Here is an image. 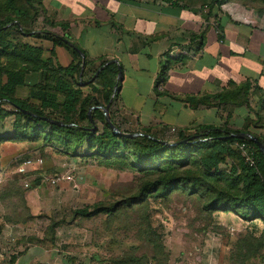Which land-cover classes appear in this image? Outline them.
<instances>
[{"label": "trees", "instance_id": "1", "mask_svg": "<svg viewBox=\"0 0 264 264\" xmlns=\"http://www.w3.org/2000/svg\"><path fill=\"white\" fill-rule=\"evenodd\" d=\"M163 2L172 6L182 3L181 0ZM210 2L202 9L207 10L206 18L213 16L215 9L232 2L246 9L254 7L257 16L264 18V0ZM39 16L49 29L36 32L35 23ZM73 26L74 23L46 19L39 0H0V121L14 117L13 138L41 140L65 155L91 159L99 166L129 168L140 176L132 195L108 204L78 209L73 212V218L89 219L102 214L113 217L119 211L147 205L150 200H166L171 193L178 191L200 199L208 214H234L245 222L264 225V156L251 141L229 138L231 134L252 135L264 146V104L255 113V120H248L244 128L208 127L202 139L190 143L168 146L146 137L115 135L105 121L102 108L109 102L114 86H120V81H116L118 67L108 64L91 82L96 71L107 61H101L86 78L88 62L85 60L80 80L82 62L79 52H83L67 37ZM20 37L45 39L54 46H63L71 53L73 62L62 68L51 60L43 61L42 49L19 42ZM167 69L161 73L162 81ZM34 73L43 74L42 82L30 87L28 99L17 98V88L27 86V76ZM249 90L250 84L245 83L237 87L235 93L225 92L207 98L243 104L247 103ZM117 95L118 90L109 115L112 123L121 130L111 109ZM185 101L197 106L203 99L188 97ZM5 106L9 110L4 109ZM93 107L90 121L88 112ZM43 118L62 125L50 124ZM22 120L27 123L23 125ZM250 126L263 130V133L248 131ZM185 139L179 135L174 142ZM240 144H246L254 152L253 167L245 165L236 147ZM14 261L15 257L11 264Z\"/></svg>", "mask_w": 264, "mask_h": 264}, {"label": "crops", "instance_id": "2", "mask_svg": "<svg viewBox=\"0 0 264 264\" xmlns=\"http://www.w3.org/2000/svg\"><path fill=\"white\" fill-rule=\"evenodd\" d=\"M39 1L46 19L74 23L67 37L85 55L86 78L101 61L118 62L122 77L115 104L126 112L122 126L133 124L127 132L169 142L179 135L202 139L208 127L244 128L264 104V18L251 10L229 3L206 18L203 10L163 0ZM44 29L49 28L39 16L35 30ZM22 38L19 42L42 49L43 61L62 68L73 62L63 46ZM42 80L41 73L29 74L16 97L28 99L30 87ZM245 83L247 103L207 98L235 93ZM188 97L203 102L194 106ZM112 115L115 120L113 110ZM248 131L263 133L252 126Z\"/></svg>", "mask_w": 264, "mask_h": 264}, {"label": "rangeland", "instance_id": "3", "mask_svg": "<svg viewBox=\"0 0 264 264\" xmlns=\"http://www.w3.org/2000/svg\"><path fill=\"white\" fill-rule=\"evenodd\" d=\"M181 2L198 10L211 3ZM13 121H0V264H264L262 223L208 214L178 191L113 217L74 219L78 209L132 195L140 176L13 138Z\"/></svg>", "mask_w": 264, "mask_h": 264}, {"label": "water", "instance_id": "4", "mask_svg": "<svg viewBox=\"0 0 264 264\" xmlns=\"http://www.w3.org/2000/svg\"><path fill=\"white\" fill-rule=\"evenodd\" d=\"M79 55H80V58H81V62H82V66H81V69H80V73H79V79L81 80L82 79V75H83V71H84V68H85V56L83 55V53L79 52ZM115 64L117 67H118V74H117V78H116V81L117 83L121 80V77H122V73H121V69L119 67V64L117 61H110V62H107L105 64H103L97 71L96 73L94 74V76L92 77V79L90 80L91 82L95 79V77L98 75V73L105 67L107 66L108 64ZM118 90V86L117 84L114 86L113 88V91H112V95L110 97V100L109 102L107 103L106 107L102 108V112H103V115L105 117V121L107 123V125L109 126L111 132L115 135H118V136H121V137H125V138H137V137H146L148 139H151V140H155L157 142H160L164 145H168V146H175V145H178V144H181V143H190V142H193V141H197L199 140L200 138L195 136V137H189L185 140H183L182 142H168V141H162V140H158L156 138H153L152 136L150 135H145V134H141V133H126V132H123L122 130H120L117 126H115L112 121H111V118H110V115H109V110H110V106L113 102V99H114V96L116 94ZM94 109L91 108L88 112V117L90 119V121H92L91 119V111ZM44 121L46 122H49L50 124H57V125H62L61 123H57V122H54L52 120H49V119H46V118H43ZM229 138H234V139H247L248 141H251L258 149L259 151L262 153V155L264 156V146L257 140L256 137L252 136V135H247V134H231L229 136Z\"/></svg>", "mask_w": 264, "mask_h": 264}, {"label": "built area", "instance_id": "5", "mask_svg": "<svg viewBox=\"0 0 264 264\" xmlns=\"http://www.w3.org/2000/svg\"><path fill=\"white\" fill-rule=\"evenodd\" d=\"M112 110L114 111V116H115V122L117 125H121L120 127L124 129L126 128H130V126H132L133 124L129 121L124 122L123 121V126L121 124V120L122 117H125L126 112L123 110L121 111L120 107L117 106L115 103L112 106ZM127 131V130H124ZM176 131L174 129H171V133H175ZM204 141V140H202ZM237 149L240 152L241 157L244 159V163L245 165L249 166V167H253L255 164V157H254V152L246 145V144H240V145H236ZM25 165H30L31 162L27 161L26 163H24Z\"/></svg>", "mask_w": 264, "mask_h": 264}]
</instances>
